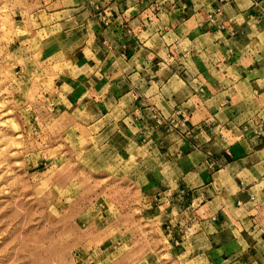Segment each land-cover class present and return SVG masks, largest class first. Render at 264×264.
<instances>
[{
  "label": "crops",
  "instance_id": "crops-1",
  "mask_svg": "<svg viewBox=\"0 0 264 264\" xmlns=\"http://www.w3.org/2000/svg\"><path fill=\"white\" fill-rule=\"evenodd\" d=\"M20 6L54 118L98 126L111 166L144 150L165 264H264V0Z\"/></svg>",
  "mask_w": 264,
  "mask_h": 264
},
{
  "label": "rangeland",
  "instance_id": "rangeland-1",
  "mask_svg": "<svg viewBox=\"0 0 264 264\" xmlns=\"http://www.w3.org/2000/svg\"><path fill=\"white\" fill-rule=\"evenodd\" d=\"M22 1L39 0H0V264H165L168 231L144 213V150L111 166L98 126L54 118Z\"/></svg>",
  "mask_w": 264,
  "mask_h": 264
},
{
  "label": "built area",
  "instance_id": "built-area-1",
  "mask_svg": "<svg viewBox=\"0 0 264 264\" xmlns=\"http://www.w3.org/2000/svg\"><path fill=\"white\" fill-rule=\"evenodd\" d=\"M220 8H217V9H215V11L213 12V15H210V21H213L214 19V15H216V14H219L220 13Z\"/></svg>",
  "mask_w": 264,
  "mask_h": 264
}]
</instances>
